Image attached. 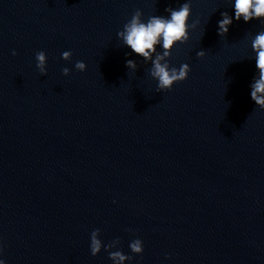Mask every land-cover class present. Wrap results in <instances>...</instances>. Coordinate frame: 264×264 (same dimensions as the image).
Returning <instances> with one entry per match:
<instances>
[{
  "label": "water",
  "instance_id": "95a60500",
  "mask_svg": "<svg viewBox=\"0 0 264 264\" xmlns=\"http://www.w3.org/2000/svg\"><path fill=\"white\" fill-rule=\"evenodd\" d=\"M184 2L0 0L7 264H112L105 251L91 255L96 229L132 264H264V109L250 96L251 40L264 22H234L222 38L231 0H191L200 25L170 59L191 72L160 93L151 65L117 37L137 9L146 21ZM41 50L47 75L36 68ZM136 238L142 256L129 248Z\"/></svg>",
  "mask_w": 264,
  "mask_h": 264
},
{
  "label": "clouds",
  "instance_id": "9594fccd",
  "mask_svg": "<svg viewBox=\"0 0 264 264\" xmlns=\"http://www.w3.org/2000/svg\"><path fill=\"white\" fill-rule=\"evenodd\" d=\"M234 15L225 11L221 13V19L217 22V34L224 38L230 31L234 22L252 21L264 22V0H231ZM167 15H151L145 21L142 10L137 9L130 20L124 25L122 30L117 33L122 46L129 48L128 56L137 55L142 58L145 64H150L149 74L152 79L157 81L156 91H170L175 84L185 81L191 67L188 63L181 64L178 68L170 63L172 52L178 44H185L191 39V32L200 25V21H191L192 2H186L179 7L165 8ZM205 33V29L203 35ZM251 49L255 54V67L257 74L253 77L250 84V96L252 101L261 109H264V29L259 30L251 40ZM17 53L13 50L12 55ZM72 51L67 50L61 54L65 61L72 59ZM206 51L197 52L199 58H203ZM36 68L41 75L48 74V55L45 51H38L35 55ZM126 67L135 72L138 69L137 62L133 59L126 60ZM76 70L84 72L87 64L84 61L75 63ZM64 76L71 73V69L65 67L62 70ZM119 239L105 244L100 239V230L92 231L90 236V252L92 256L99 255L102 251L108 253V258L112 264H132L133 255H127L119 249ZM131 252L137 256L144 253L143 240L136 238L129 244ZM115 249V250H114ZM166 259H171L170 256ZM0 264H7L4 258V248L0 243Z\"/></svg>",
  "mask_w": 264,
  "mask_h": 264
}]
</instances>
